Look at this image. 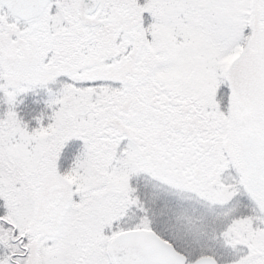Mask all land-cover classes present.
Wrapping results in <instances>:
<instances>
[{
    "label": "snow or ice",
    "instance_id": "6c2138e0",
    "mask_svg": "<svg viewBox=\"0 0 264 264\" xmlns=\"http://www.w3.org/2000/svg\"><path fill=\"white\" fill-rule=\"evenodd\" d=\"M0 264H264V0H0Z\"/></svg>",
    "mask_w": 264,
    "mask_h": 264
}]
</instances>
